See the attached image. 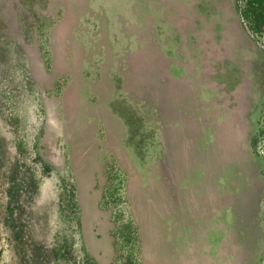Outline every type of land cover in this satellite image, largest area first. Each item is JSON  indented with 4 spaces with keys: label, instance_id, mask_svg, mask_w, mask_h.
<instances>
[{
    "label": "rangeland",
    "instance_id": "1",
    "mask_svg": "<svg viewBox=\"0 0 264 264\" xmlns=\"http://www.w3.org/2000/svg\"><path fill=\"white\" fill-rule=\"evenodd\" d=\"M244 1L0 0V264L263 263Z\"/></svg>",
    "mask_w": 264,
    "mask_h": 264
},
{
    "label": "trees",
    "instance_id": "2",
    "mask_svg": "<svg viewBox=\"0 0 264 264\" xmlns=\"http://www.w3.org/2000/svg\"><path fill=\"white\" fill-rule=\"evenodd\" d=\"M239 16L250 33L264 38V0H245Z\"/></svg>",
    "mask_w": 264,
    "mask_h": 264
},
{
    "label": "water",
    "instance_id": "3",
    "mask_svg": "<svg viewBox=\"0 0 264 264\" xmlns=\"http://www.w3.org/2000/svg\"><path fill=\"white\" fill-rule=\"evenodd\" d=\"M186 140L184 139L183 140V143L185 142ZM185 144H186V142H185ZM183 146V145H182ZM168 158H170L169 156H166V158H165V160H167ZM164 160V161H165ZM163 161V162H164ZM169 162V164H170V162L171 161H168ZM165 164V163H164ZM173 164H174V162H173ZM174 166H177V168L179 167L178 165H174ZM168 167H170V168H173V165H168ZM169 177L170 178H172L173 176H166V178H162L161 180H162V182L163 181H165V183L167 184L168 183V181H169ZM139 223H140V225H141V228L144 230V227H145V223H142V220H140V221H138ZM146 247H147V250H146ZM148 247H150V244H148L147 243V245L145 246V252L147 253V255L144 257V260H143V264H154V261H153V259H152V257L151 256H149V255H151V254H149L148 253Z\"/></svg>",
    "mask_w": 264,
    "mask_h": 264
}]
</instances>
